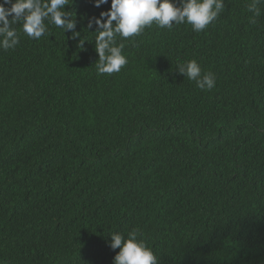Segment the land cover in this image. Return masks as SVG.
<instances>
[{"label": "trees", "instance_id": "trees-1", "mask_svg": "<svg viewBox=\"0 0 264 264\" xmlns=\"http://www.w3.org/2000/svg\"><path fill=\"white\" fill-rule=\"evenodd\" d=\"M251 2L224 0L199 33L117 36L128 63L112 74H97L88 26L111 0H71L78 37L12 25L20 42L0 49V264H113L110 234L134 228L157 264H264V3L254 17ZM191 59L214 88L178 72Z\"/></svg>", "mask_w": 264, "mask_h": 264}, {"label": "clouds", "instance_id": "clouds-1", "mask_svg": "<svg viewBox=\"0 0 264 264\" xmlns=\"http://www.w3.org/2000/svg\"><path fill=\"white\" fill-rule=\"evenodd\" d=\"M71 0H2L0 2V49H14L20 37L13 24H20L21 31L31 39L39 40L52 24L64 31H75L76 21L72 13L66 11ZM95 6L108 0H94ZM264 0H252L248 10L258 17V4ZM10 5V7H6ZM224 9V0H111L110 9L100 13V18L89 21V28L96 26L95 62L97 74L118 73L127 63L123 54L124 43H117V36L128 39L139 35L145 27L155 24L159 28L171 29L174 25L189 24L194 32H201L212 24ZM11 17V19H9ZM250 22L255 23V19ZM83 43V41H81ZM178 72L195 81L201 90L215 87L216 78L211 72L203 73L195 59L178 62ZM138 228L124 234H110V247L119 249L113 264H157L156 256L146 245Z\"/></svg>", "mask_w": 264, "mask_h": 264}]
</instances>
